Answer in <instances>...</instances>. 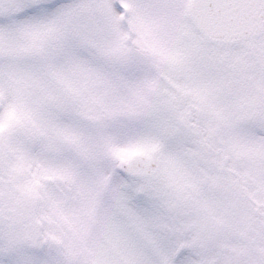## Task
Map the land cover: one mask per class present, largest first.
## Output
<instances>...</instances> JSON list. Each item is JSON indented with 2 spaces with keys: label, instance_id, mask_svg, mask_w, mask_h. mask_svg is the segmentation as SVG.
<instances>
[{
  "label": "snow or ice",
  "instance_id": "6c2138e0",
  "mask_svg": "<svg viewBox=\"0 0 264 264\" xmlns=\"http://www.w3.org/2000/svg\"><path fill=\"white\" fill-rule=\"evenodd\" d=\"M0 264H264V0H0Z\"/></svg>",
  "mask_w": 264,
  "mask_h": 264
}]
</instances>
